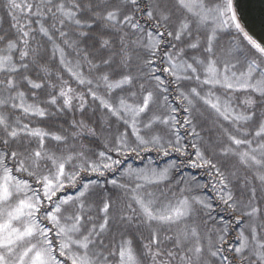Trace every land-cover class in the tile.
Masks as SVG:
<instances>
[{"label":"snow or ice","instance_id":"1","mask_svg":"<svg viewBox=\"0 0 264 264\" xmlns=\"http://www.w3.org/2000/svg\"><path fill=\"white\" fill-rule=\"evenodd\" d=\"M236 0H0V264H264V34Z\"/></svg>","mask_w":264,"mask_h":264},{"label":"water","instance_id":"2","mask_svg":"<svg viewBox=\"0 0 264 264\" xmlns=\"http://www.w3.org/2000/svg\"><path fill=\"white\" fill-rule=\"evenodd\" d=\"M247 14L248 23L255 34H264V0H236Z\"/></svg>","mask_w":264,"mask_h":264}]
</instances>
